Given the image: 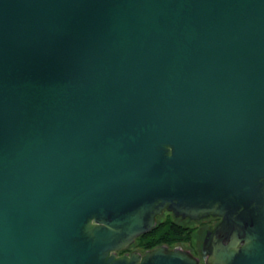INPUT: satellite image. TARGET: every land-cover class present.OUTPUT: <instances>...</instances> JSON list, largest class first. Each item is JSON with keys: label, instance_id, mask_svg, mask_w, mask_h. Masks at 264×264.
I'll list each match as a JSON object with an SVG mask.
<instances>
[{"label": "water", "instance_id": "obj_1", "mask_svg": "<svg viewBox=\"0 0 264 264\" xmlns=\"http://www.w3.org/2000/svg\"><path fill=\"white\" fill-rule=\"evenodd\" d=\"M0 264H264V0H0Z\"/></svg>", "mask_w": 264, "mask_h": 264}, {"label": "trees", "instance_id": "obj_2", "mask_svg": "<svg viewBox=\"0 0 264 264\" xmlns=\"http://www.w3.org/2000/svg\"><path fill=\"white\" fill-rule=\"evenodd\" d=\"M173 214L168 212L164 217L157 216L156 225L147 233L136 238L137 245L142 250H149L155 246H173L189 243L192 228L177 223Z\"/></svg>", "mask_w": 264, "mask_h": 264}, {"label": "rangeland", "instance_id": "obj_3", "mask_svg": "<svg viewBox=\"0 0 264 264\" xmlns=\"http://www.w3.org/2000/svg\"><path fill=\"white\" fill-rule=\"evenodd\" d=\"M168 213V211H163L162 214H160V217H164L166 214ZM172 218H174L176 220L177 223H180L184 226L190 227L193 229L192 233H191V240L188 243H184V244H177V245H173V246H181L184 250L189 251L191 254H195L196 257L200 256L201 254V245L204 239V235L205 233V229H209V225L205 226V224L207 222H203V221H194V220H189L186 218H180V217H175L174 215L171 216ZM205 223V224H203ZM134 251H140V250H136L135 248L132 249V252ZM193 254V255H194ZM201 257V256H200Z\"/></svg>", "mask_w": 264, "mask_h": 264}, {"label": "flooded vegetation", "instance_id": "obj_4", "mask_svg": "<svg viewBox=\"0 0 264 264\" xmlns=\"http://www.w3.org/2000/svg\"><path fill=\"white\" fill-rule=\"evenodd\" d=\"M187 219V218H186ZM190 220V219H189ZM197 221H205V222H207L206 224L205 223H203V224H205V226H207V225H209V229H207L206 231H209V230H213L214 229V227L217 225V223L220 221V218L219 217H212V216H209V217H206V218H203V219H200V220H197ZM139 237V236H138ZM137 238V237H136ZM136 238L133 240V242L132 243H130L126 248H124L123 250H121V251H119V252H117V254L118 255H122V254H131V253H133L132 252V249L133 248H135L136 250H140V251H134V252H137V253H140V254H142V253H144L146 250H142L138 245H137V240H136ZM169 248H172V247H174V246H168ZM194 254V253H193ZM201 254V253H200ZM194 256H196L195 254H194ZM201 256V255H200ZM198 257L199 259H201V257Z\"/></svg>", "mask_w": 264, "mask_h": 264}]
</instances>
